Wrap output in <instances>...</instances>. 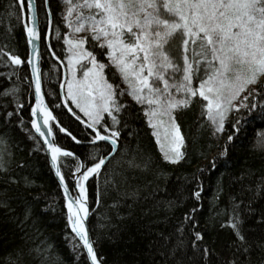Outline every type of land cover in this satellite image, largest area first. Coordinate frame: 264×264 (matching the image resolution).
Returning a JSON list of instances; mask_svg holds the SVG:
<instances>
[{
    "label": "trees",
    "instance_id": "trees-1",
    "mask_svg": "<svg viewBox=\"0 0 264 264\" xmlns=\"http://www.w3.org/2000/svg\"><path fill=\"white\" fill-rule=\"evenodd\" d=\"M37 7L47 101L59 124L84 143L77 145L52 123L55 138L61 146L76 150L83 160L97 150L107 154L110 145L88 144L90 130L62 103V70L45 39L49 24L44 0H37ZM48 7L52 9L51 48L65 60L66 45L56 38L55 29L59 26L62 37L67 33L61 15L66 7L63 0H48ZM89 50L109 63L94 48ZM169 51L179 58V37L171 42ZM9 53L25 63L12 64ZM28 55L23 13L15 0H0V163L7 169H0V200L7 204L0 207V264H91L85 255L77 259L78 253L73 251V245L80 242L74 239L68 224L62 189L43 143L31 128L34 94ZM105 71L110 82L120 83L119 78L112 80L114 70ZM244 92L238 104L251 92L246 103L257 107L251 112L233 109L222 133H217L202 115L206 102L201 98L177 110L185 143L184 159L176 164L163 159L143 108L130 97L123 98L131 109L120 117L117 126L121 130L119 148L99 178L88 184L93 210L91 236L103 264H229L233 259L237 264H264V248L260 247L264 245V116L260 114L264 78ZM237 119L241 120L239 133L233 130ZM229 135L234 137L231 142ZM32 136L40 141L39 145ZM225 146L227 155H222ZM129 161L140 166L131 167ZM75 163L73 157H61L62 173L71 189ZM106 179L114 183L106 184ZM197 191L199 199L194 195ZM27 209H31V215L25 220ZM234 216L243 222L241 233L251 245L247 254L237 252L240 242L228 226ZM197 231L204 234L202 244H197L209 249L206 258L191 247Z\"/></svg>",
    "mask_w": 264,
    "mask_h": 264
},
{
    "label": "snow or ice",
    "instance_id": "snow-or-ice-1",
    "mask_svg": "<svg viewBox=\"0 0 264 264\" xmlns=\"http://www.w3.org/2000/svg\"><path fill=\"white\" fill-rule=\"evenodd\" d=\"M63 3L66 12L61 15L70 32L62 37L59 26L55 29L56 38L63 39L66 45V59L60 61L65 65V83L60 85L66 86L63 104L75 105L82 114L78 115L72 107L67 108L72 117L90 130L89 143L107 142L110 151L101 155L97 150L81 160L75 153L61 148L54 138L49 140L38 120H31V125L43 137L52 167L63 185L68 224L75 234L74 239L78 238L80 242L73 245V251L78 253L77 259L85 255L91 264H100L85 225L89 215L87 182L102 174L119 145L121 130L117 126L121 124L120 117L131 109V105L122 102L123 98L130 97L143 108L145 121L152 129L163 159L172 164L179 163L184 159L185 141L176 119L177 110L186 109L195 98H201L206 102L202 115L217 133H222L225 120L233 109L251 112L257 107L255 103H246L251 92L238 105L234 102L264 76V0H76L75 3L63 0ZM25 5L24 23L33 53L27 63L32 65L35 76L36 101L31 114L35 117L42 113L43 125L47 126V133H52L51 122L59 125V121L45 103L42 92L38 66L41 35L36 0H15V6L22 13ZM44 6L51 25L52 9L48 7V0H44ZM81 33L85 35H79ZM51 34V30L46 31V39ZM177 37L181 41L179 61L169 51L171 42ZM89 47L106 57L109 63L106 65L98 60ZM7 55L14 65L25 63L19 56ZM51 55L55 57L56 53ZM56 59L60 60L59 57ZM106 68L114 70L112 80L119 78V84L110 82ZM120 84L126 87L122 88ZM259 95L257 92L256 96ZM260 109L264 116V103ZM240 124L241 120L237 119L233 125L235 133L240 132ZM124 127H127L126 122ZM59 131L76 143L81 142L67 128L59 127ZM31 138L40 144L36 137ZM233 138L229 135L228 142ZM222 155H227V146ZM61 157H73L76 162L75 172L79 175L74 176V187L78 189L75 196L71 195L65 182ZM2 159L0 156V161ZM128 163L131 167L140 166L132 161ZM0 169L7 171L2 163ZM110 182L114 183L105 181L106 184ZM194 195L199 199L200 191ZM0 207H7L6 202L0 200ZM30 215L31 209H27L25 220ZM242 223L234 216L228 226L240 242L237 252L247 254L251 245L241 233ZM203 241L204 234L197 231L191 247L206 258L209 249L197 244ZM181 246L177 245L178 248ZM260 247L264 248V245ZM81 248L83 252L79 251ZM229 264H237V261L233 259Z\"/></svg>",
    "mask_w": 264,
    "mask_h": 264
},
{
    "label": "water",
    "instance_id": "water-1",
    "mask_svg": "<svg viewBox=\"0 0 264 264\" xmlns=\"http://www.w3.org/2000/svg\"><path fill=\"white\" fill-rule=\"evenodd\" d=\"M36 6H37V0H36ZM37 12H38V7H37ZM26 15H27V6L25 5V9H24V11H23V25H24V29H25V34H26V38H27V44H28V48H29V55H28V59L29 58H32V56H33V53H32V46H31V44L28 42V36H27V32H26V28H25V23H24V20L26 19ZM38 16H39V14H38ZM40 20V19H39ZM51 21H52V18H51ZM39 30H40V35H41V29H40V23H39ZM48 30H51L52 31V22H51V25H49V27H48ZM39 43V60H38V66H39V68H40V74H41V51H42V36H41V39H40V41L38 42ZM47 43H48V45H49V47H50V37L49 38H47ZM53 58L60 64V66L62 67V70H63V78H62V82H61V84H64L65 83V80H64V72H65V65L64 64H61L60 63V61L61 60H57L56 59V56L54 57L53 56ZM28 67H29V70H30V75H31V81H32V88H33V94H34V103H33V106H32V108L33 107H35V101H36V95H35V76L32 74V65H30V64H28ZM41 82H42V77H41ZM42 92L44 93V96H45V103L47 104V106H48V108L52 111V109L50 108V106H49V103H48V101H47V98H46V95H45V92H44V88H43V82H42ZM60 95H61V100H62V102H63V100H64V98H65V87H60ZM64 105V104H63ZM65 106V105H64ZM68 107H72L71 106V104L70 105H67V106H65V108H66V110H67V108ZM31 108V109H32ZM74 110V109H73ZM75 111V110H74ZM68 112V111H67ZM52 113H53V115L55 116V114H54V112L52 111ZM69 113V112H68ZM70 114V113H69ZM78 114V113H77ZM71 115V114H70ZM79 115V114H78ZM31 117H32V120L33 119H35V120H38L39 122H40V124H41V126H42V129L46 132V134L49 136V140H52L53 138L55 139V142L61 147V148H63V149H65V150H67V151H71V152H73V153H75V155L76 156H79L80 157V159L81 160H83V158L80 156V154L76 151V150H74V149H72V148H67V147H64V146H61L58 142H57V140H56V138L53 136V132L52 133H47V126H44L43 125V114L42 113H40V114H38L37 116H32V114H31ZM51 123H55L56 124V122L55 121H52ZM80 123V122H79ZM57 125V124H56ZM83 125V124H82ZM32 126V125H31ZM58 127H63V126H61L60 124L59 125H57ZM33 128V127H32ZM33 131L35 132V134L39 137V139L41 140V142L43 143V137H41L40 135H39V133H37L36 131H35V129L33 128ZM63 133V132H62ZM65 134V133H64ZM80 141V140H79ZM75 142V141H74ZM76 143V142H75ZM84 142H80V143H76L77 145H81V144H83ZM97 143H107V142H97ZM88 144H91V143H88ZM108 144V143H107ZM43 145L45 146V149H46V151H47V145H45L44 143H43ZM118 148H119V145H118V147H117V149H116V151H115V153H114V155L116 154V152H117V150H118ZM47 154H48V157H49V160H50V164H51V167H52V163H51V156H50V153L47 151ZM113 155V156H114ZM112 156V157H113ZM111 157V158H112ZM106 166V165H105ZM52 169H53V172H54V174H55V176H56V178H57V180H58V182H59V184H60V187H61V189H62V193H63V185L61 184V182H60V180H59V177L56 175V173H55V169L52 167ZM62 170V169H61ZM75 175H79V173H74L73 174V176H72V189H71V187L69 186V184H68V187H69V190H70V193H71V195L72 196H75L76 194H77V192H78V189L77 188H75L74 187V184H75V180H74V176ZM65 178V177H64ZM95 178H99V177H95ZM92 180V178H90L89 179V181L87 182V189H88V184H89V182ZM65 182H67V180L65 179ZM68 183V182H67ZM63 196H64V193H63ZM64 200H65V207H66V205H67V198L64 196ZM66 209H67V207H66ZM88 209H89V215H88V218H87V220L85 221V225H86V227H87V229H88V231H89V236H90V239L93 241V239H92V236H91V230H90V221H91V218H92V215H93V210H92V206H91V204H90V198H89V190H88ZM93 247H94V249H95V251H96V248H95V245H94V242H93ZM96 254H97V252H96ZM97 258L99 259V257H98V255H97ZM100 260V259H99ZM90 261V260H89ZM90 263H91V261H90ZM100 264H103L101 261H100Z\"/></svg>",
    "mask_w": 264,
    "mask_h": 264
},
{
    "label": "bare ground",
    "instance_id": "bare-ground-1",
    "mask_svg": "<svg viewBox=\"0 0 264 264\" xmlns=\"http://www.w3.org/2000/svg\"><path fill=\"white\" fill-rule=\"evenodd\" d=\"M48 27H49V25H48ZM40 29H41V26H40ZM47 31H48V29H47ZM52 32V31H51ZM41 36H42V31H41ZM45 39H46V37H45ZM42 41H43V36H42ZM46 43H47V39H46ZM47 46H48V49H49V51H50V54L52 53V52H54L53 50H52V48H51V37H50V47H49V45H48V43H47ZM52 56V55H51ZM56 57H58L57 55H56ZM52 58H53V56H52ZM53 60L55 61V62H57L54 58H53ZM60 60H62L61 58H60ZM28 64V63H27ZM57 64L59 65V67L61 68V70H62V67L60 66V64L57 62ZM41 77H42V75H41ZM62 78H63V70H62ZM61 82H62V80H61ZM60 85H61V83H60ZM65 89H66V86H65ZM61 96V95H60ZM34 103V102H33ZM63 103V102H62ZM33 106V105H32ZM32 106H31V108H32ZM51 108V107H50ZM53 111V110H52ZM30 114H31V109H30ZM31 120H32V117H31ZM30 124H31V121H30ZM31 128H32V126H31ZM33 129V128H32ZM44 146V145H43ZM44 148H45V146H44ZM45 151H46V149H45ZM46 153H47V151H46ZM48 155V154H47Z\"/></svg>",
    "mask_w": 264,
    "mask_h": 264
},
{
    "label": "rangeland",
    "instance_id": "rangeland-1",
    "mask_svg": "<svg viewBox=\"0 0 264 264\" xmlns=\"http://www.w3.org/2000/svg\"><path fill=\"white\" fill-rule=\"evenodd\" d=\"M76 1V0H75ZM65 23V22H64ZM67 29V28H66ZM67 32H70V30L69 29H67ZM79 35H85V33H81V34H79ZM173 56V55H172ZM177 61H179L180 60V54H179V58H178V56H173ZM98 59V58H97ZM99 60V59H98ZM101 62H103V63H105L104 61H102L101 60ZM106 64V63H105ZM107 65V64H106ZM264 78V76H262V77H260V80H262ZM124 87H126L125 85H124ZM243 93H245V92H243ZM242 93V95H241V97L244 95ZM237 104H238V101H237ZM75 106V105H74Z\"/></svg>",
    "mask_w": 264,
    "mask_h": 264
}]
</instances>
